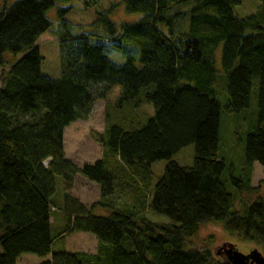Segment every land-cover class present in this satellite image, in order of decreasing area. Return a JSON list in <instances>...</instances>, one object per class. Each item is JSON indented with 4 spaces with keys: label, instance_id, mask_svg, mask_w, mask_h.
I'll return each mask as SVG.
<instances>
[{
    "label": "trees",
    "instance_id": "trees-1",
    "mask_svg": "<svg viewBox=\"0 0 264 264\" xmlns=\"http://www.w3.org/2000/svg\"><path fill=\"white\" fill-rule=\"evenodd\" d=\"M68 1L0 0V264L24 255L50 257L40 264H232L190 245L214 222L264 255V199L233 212L220 154L222 114L250 109L255 96L245 178H232L241 191L252 190L254 165L264 168V0L246 17L235 13L243 0H124L129 13L143 14L138 22L117 26L111 10L101 11L94 31L82 34L64 19L65 10L57 32L62 77L54 80L42 73L36 43L52 27L48 12ZM127 46L140 48V67L135 58L117 65L105 55L106 47ZM116 86L120 113H108L105 133L96 137L104 156L79 167L66 156L65 130L89 117L96 88L106 99ZM147 104L151 117L142 112ZM188 146L194 164L185 167L173 158ZM160 161L167 166L154 185L152 165ZM78 176L99 186L98 203L73 196ZM59 212L60 237L93 235L95 253L53 251ZM150 213L172 223L152 221Z\"/></svg>",
    "mask_w": 264,
    "mask_h": 264
},
{
    "label": "rangeland",
    "instance_id": "rangeland-1",
    "mask_svg": "<svg viewBox=\"0 0 264 264\" xmlns=\"http://www.w3.org/2000/svg\"><path fill=\"white\" fill-rule=\"evenodd\" d=\"M261 7L260 0H243L242 3L235 7L236 15L246 17L255 14ZM64 19L74 25V33H91L94 31L92 25L94 24L97 13L104 11H112L111 19L120 26L122 23H135L138 22L143 14L129 13L126 9L124 0H71L68 2H60L53 7L47 14L48 19L52 23L49 31L44 33L36 47L39 49L44 61L42 64V73L54 80H59L62 77L61 70V49L59 36L57 34L60 29L61 13L63 11ZM63 14V13H62ZM106 57L114 64L123 65L130 57L135 58L137 66L140 67L139 59L141 57V50L137 46H127L123 49L106 47ZM29 51L19 54L18 56L8 57L12 63L21 60ZM217 67L221 71V53L218 52L216 56ZM9 67H6V69ZM0 70V76H1ZM0 82V87H1ZM222 83H220V88ZM219 88V86H218ZM219 88V90H220ZM122 88L119 86L114 87L106 99L99 98L101 88L95 89L96 101L93 110L86 120H80L72 123L65 130V150L69 160L74 162L79 167L85 164H95L104 156L102 146L97 142V135L105 133L106 126L108 125L107 114H112L116 117L118 112L115 104L121 96ZM257 92V87L254 89V94ZM221 102L226 105L229 97L225 88H223L220 95ZM257 114V103L255 96H252L250 109L242 113H226L222 114L221 131H220V154L226 163V169L222 178L224 186L229 194L234 197L233 212L245 213L249 205L258 199H264V168L256 163L253 168V175L251 180L250 191H241L232 182V178L244 179V171L242 161L245 154V141L248 133L255 125L254 117L255 111ZM142 112L149 113L148 117L154 115L155 110L151 104L143 107ZM141 116L143 113L140 114ZM174 161L182 166L189 167L194 164V146H188L180 153L174 156ZM167 166L166 161L156 162L152 165L154 174V185L164 175ZM59 177H56L58 192L61 183L58 184ZM73 196L78 198L83 204L92 206L100 200V188L97 184L88 181L82 176L75 178ZM60 196V194H59ZM58 200V198H57ZM248 206H247V205ZM149 214V213H147ZM54 217L65 218L59 212L53 215ZM147 217L155 222L172 223L164 216L154 215L150 213ZM55 225L53 229L54 245L53 251L66 250L69 252L85 251L89 248V242H84L81 237L73 238L70 241L69 237H60L62 229L65 228V223ZM79 239V240H78ZM192 247H206L211 249L213 254L217 256L220 250L222 253L227 246H235V248L245 254L249 255L252 251L258 250L262 253L259 246L252 242H247L238 233L229 232L225 224L222 222H214L209 225L201 227L199 233L190 240ZM263 254V253H262ZM33 256V255H30ZM33 258H37L33 256Z\"/></svg>",
    "mask_w": 264,
    "mask_h": 264
},
{
    "label": "water",
    "instance_id": "water-1",
    "mask_svg": "<svg viewBox=\"0 0 264 264\" xmlns=\"http://www.w3.org/2000/svg\"><path fill=\"white\" fill-rule=\"evenodd\" d=\"M228 249L222 253L217 252L218 256L225 255L228 261L232 264H264V255L258 250L252 251L249 255L239 252L235 246H227Z\"/></svg>",
    "mask_w": 264,
    "mask_h": 264
},
{
    "label": "crops",
    "instance_id": "crops-1",
    "mask_svg": "<svg viewBox=\"0 0 264 264\" xmlns=\"http://www.w3.org/2000/svg\"><path fill=\"white\" fill-rule=\"evenodd\" d=\"M66 156H67V154H66ZM61 223H62V218L56 217L55 220H54V224L58 225V224H61ZM75 237H77V238L81 237V239L84 242H89L88 243L89 244V248L87 250H85L84 252H87V253H95L96 252L97 241H96V239H95V237L93 235L84 234V233L74 234V235H71L69 237L70 241H72L73 238H75ZM49 259H50V257H48L46 260H43V259H40L38 257L37 258H33V256L24 255V256L20 257V259L17 261V264H40L43 261H47Z\"/></svg>",
    "mask_w": 264,
    "mask_h": 264
},
{
    "label": "flooded vegetation",
    "instance_id": "flooded-vegetation-1",
    "mask_svg": "<svg viewBox=\"0 0 264 264\" xmlns=\"http://www.w3.org/2000/svg\"><path fill=\"white\" fill-rule=\"evenodd\" d=\"M248 255V254H247Z\"/></svg>",
    "mask_w": 264,
    "mask_h": 264
}]
</instances>
